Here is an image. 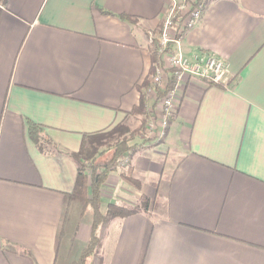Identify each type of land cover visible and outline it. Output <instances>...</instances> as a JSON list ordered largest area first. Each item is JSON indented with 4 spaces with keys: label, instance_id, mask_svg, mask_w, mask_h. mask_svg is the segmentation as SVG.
I'll return each instance as SVG.
<instances>
[{
    "label": "crops",
    "instance_id": "0c3cea01",
    "mask_svg": "<svg viewBox=\"0 0 264 264\" xmlns=\"http://www.w3.org/2000/svg\"><path fill=\"white\" fill-rule=\"evenodd\" d=\"M205 3L174 53L215 55L224 82L185 76L163 142L136 140L109 173L103 213L144 198L161 208L103 225L105 264H264V0ZM168 6L0 0V264H72L86 247L92 212L71 196L74 156L137 118ZM128 166L139 190L123 178Z\"/></svg>",
    "mask_w": 264,
    "mask_h": 264
},
{
    "label": "trees",
    "instance_id": "16d2710c",
    "mask_svg": "<svg viewBox=\"0 0 264 264\" xmlns=\"http://www.w3.org/2000/svg\"><path fill=\"white\" fill-rule=\"evenodd\" d=\"M126 18V17H125ZM129 19V18H128ZM133 22V19H129ZM186 34L181 35L178 39H183ZM153 65L150 70L147 80L144 82L143 87L146 88V92L152 86V76L158 66H163L164 63L162 58L159 56L157 50L152 54ZM169 75L168 79L165 81V86L161 89H157L155 97L151 100L147 95L143 94L141 98L140 105L136 107L131 115L140 118L141 124L137 128L133 129L131 132H127V127L125 125L117 126L111 134L118 133L120 139L115 143H110L109 141L103 144H99L100 148L98 150L95 148L88 156L75 155V161L78 165V175L74 190L71 196L84 205V208L90 209L92 212V230L87 242L86 247L81 252L79 259L74 262V264H89L93 260L92 264H105L103 258L98 257L99 250L101 248V237L99 235V229L114 220L125 219L132 215L144 212L148 213L151 211V203H154L153 209H158L157 201H151L144 198L142 200L143 206H135L131 208H125L118 206L116 204H109L105 213L102 212V188L108 179L109 173L116 171L120 167V163L124 158L128 161L140 150V146L134 143L136 140H144L146 143H152L154 146L160 145L162 140L157 141L155 138L150 137L148 124L152 118H156L155 109L159 105L160 100L165 98L169 93L175 91L177 86L176 70H167ZM229 85L231 82L228 83ZM151 101L154 102L152 107H149ZM169 123H172L170 120ZM28 132L31 140L39 142L41 140V128L28 121ZM168 131V130H167ZM166 131V133H167ZM104 134L95 136L92 140H97L103 137ZM101 146L105 150L100 151ZM110 149L114 150V157L106 163L104 167L98 166V158L106 154ZM133 168L128 166L123 178L126 183L139 190L141 185L133 178Z\"/></svg>",
    "mask_w": 264,
    "mask_h": 264
},
{
    "label": "built area",
    "instance_id": "2783aa9c",
    "mask_svg": "<svg viewBox=\"0 0 264 264\" xmlns=\"http://www.w3.org/2000/svg\"><path fill=\"white\" fill-rule=\"evenodd\" d=\"M205 1L169 0L157 48L164 65L158 66L152 76V86L147 91L149 97L155 96L157 89L165 86V81L169 77L167 70H176L177 85L187 75L201 76L218 85L224 82L226 64L215 55L195 58L193 62H189L174 53V49L179 48L182 40L178 38L194 28L201 20L206 7ZM159 105L161 116L158 119L152 118L147 126L150 137L157 141L165 138L170 126L169 122L176 117L178 112L179 104L175 98V91L160 100Z\"/></svg>",
    "mask_w": 264,
    "mask_h": 264
},
{
    "label": "rangeland",
    "instance_id": "374dc122",
    "mask_svg": "<svg viewBox=\"0 0 264 264\" xmlns=\"http://www.w3.org/2000/svg\"><path fill=\"white\" fill-rule=\"evenodd\" d=\"M140 124H141V119L139 118V119H137V118H132L130 121H129V123L126 125V127H127V132H131L133 129H135V128H137L138 126H140ZM121 137H120V135L118 134V133H115V134H111V133H106V134H104L103 135V137L102 138H100V139H97V140H92L91 142H90V144H87V147H85V149L82 151V155L81 156H88L95 148L98 150V148H100V146H99V144L101 143V144H103V143H106V142H110V143H115L117 140H119ZM136 142H138V140L136 141ZM106 149V147H102L101 146V149H100V151H103V150H105ZM114 157V154H113V152H111V151H107L106 152V154L103 156V158L101 159V162H107V161H109L110 159H112ZM171 171V170H170ZM169 171V172H170ZM163 181H164V179H163ZM162 181V182H163ZM152 205L150 206V212H148V213H150L151 215V217L152 216H154V214H153V211L155 210V211H157L156 209H153V207H155V206H153V204L154 203H151ZM159 205V207L161 206L160 205V201H159V203H158ZM162 204V203H161ZM164 205V204H163ZM84 206V205H83ZM137 206H143V204L141 203V204H137ZM161 208V207H160ZM87 209V208H86ZM158 211H160V209H158ZM154 213H157V212H154ZM158 214V213H157ZM86 218V217H85ZM99 257H96V259L95 260H97ZM78 259H79V257H78ZM77 259V260H78ZM77 260H75L74 262H76ZM74 262L72 263V264H74Z\"/></svg>",
    "mask_w": 264,
    "mask_h": 264
}]
</instances>
